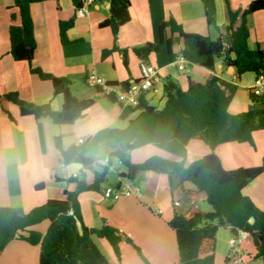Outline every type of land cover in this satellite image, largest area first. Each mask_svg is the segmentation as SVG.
Listing matches in <instances>:
<instances>
[{"label":"crops","instance_id":"0c3cea01","mask_svg":"<svg viewBox=\"0 0 264 264\" xmlns=\"http://www.w3.org/2000/svg\"><path fill=\"white\" fill-rule=\"evenodd\" d=\"M252 1L254 0H230V5L233 9H239ZM130 2L131 20L119 29L117 40L110 27H100L102 22L112 17L111 1L93 0L86 4L82 15L77 14L74 27L68 31V38L72 43L67 45L62 44L60 39L58 9L72 10V0L33 4L31 16L37 48L30 65L17 61L11 54L9 29L13 23L10 15L17 11L8 8L13 5L14 0H0V85L9 91L18 92L28 102L36 105L49 104L53 110H61L63 98L54 94L52 81L42 80L32 73V68H38L46 74L70 80V89L77 98L96 101L76 123L63 126L54 124L49 118L37 120L31 116L23 117L18 106L5 103L3 106L13 117L11 120L0 104V206L13 208L19 215H25L33 208L44 205L49 199H65V191L75 190V184L67 181L74 174L88 184L94 181L96 175L102 174L104 160L111 151L118 148L115 142L103 143L93 151L96 163L91 168L79 164L64 165L55 146V137L60 136L63 148L68 149L101 130L124 129L129 120L137 116L136 113L126 120L121 119L123 107L112 102L99 89L86 84L89 73L96 72L107 81L119 84L138 80L141 77L140 63L144 60L135 55L134 49L149 43L158 44L159 28L170 18L181 24L186 32L207 35L213 40L223 38L224 31L227 32L229 20L225 0H216L217 17L213 26L206 23L202 0ZM247 27L250 32L249 48L264 50V10L250 15ZM170 36V30L166 29L165 40ZM115 45V51L103 58V51L112 50ZM181 51V44L174 45L175 58L172 60L167 47L163 46L159 52L150 53L146 60L159 75L158 92L146 94L147 99L160 110L165 107L166 102V78H173L183 89H187L190 80L204 83L211 74L200 65L190 62L181 69L176 62ZM215 75L238 86L229 107L230 112L238 114L257 108L264 109V105L254 104L249 97V89H253L255 85V74L246 73L238 77L237 70L226 66L220 57L215 59ZM253 137V145L225 143L216 148L215 153L226 170L256 167L264 163V131L255 132ZM139 150L143 152L138 163L153 156L176 159L152 145L133 151L131 157ZM188 150L194 156L211 153L210 147L202 139H192ZM110 171L117 175L116 182L110 186H116L120 182L119 174L125 173L126 168L116 167V170ZM134 181L142 189L140 198L107 199L102 190L82 193L79 200L84 224L90 229L110 226L117 231L121 238L120 258L108 239L93 236L94 242L111 264H179L176 234L169 222L175 214L211 211V206L205 204L206 195L198 192L193 184H182L177 175L168 173L142 171ZM40 183H44L45 188L37 191L35 186ZM107 184H110L108 175L102 189ZM243 193L263 210L264 173L251 181ZM176 202L179 205H175ZM48 227L49 222L44 221L30 229L44 236ZM232 237L230 228L219 230L215 264H234L229 256V241ZM245 242L241 245L242 249ZM40 253V245L14 239L0 253V264H40ZM243 255L244 260L247 259L246 250Z\"/></svg>","mask_w":264,"mask_h":264},{"label":"trees","instance_id":"16d2710c","mask_svg":"<svg viewBox=\"0 0 264 264\" xmlns=\"http://www.w3.org/2000/svg\"><path fill=\"white\" fill-rule=\"evenodd\" d=\"M46 1L61 0H14L13 5L8 8L17 11L10 15L13 24L9 29L11 54L17 61L32 65L37 41L31 6ZM110 1L112 17L102 22L100 27H110L117 40L119 29L131 20V2ZM72 2V10L58 9L59 33L64 45L72 43L68 38V31L74 27L77 14L84 6V0ZM202 2L207 25H215L216 0ZM225 2L229 24L226 28L228 34L223 38L213 40L207 35L186 32L181 24L170 18L159 28L158 44L149 43L134 49L135 55L146 61L150 53L159 52L166 46L173 60V46L181 44V54L190 63L198 64L211 72L206 82L190 80L188 88L183 89L178 81L168 77L164 84L166 102L163 109L151 105L147 95H143L136 107L123 108L121 119L126 120L137 113L124 129L101 130L68 149L63 148L60 136L55 137V146L64 165L79 164L91 168L96 163L92 153L101 144L115 142L118 148L109 153V164L104 165L102 174L96 175L91 184L76 177L69 178L67 181L76 187L73 191H65V199H49L44 205L33 208L25 215H19L13 208L0 206V253L12 240L20 239L31 245H40V264H111L94 242L93 236L96 235L108 239L120 258L121 238L117 231L110 226L102 229L88 228L82 218L79 200L84 192L102 190L110 164L118 158L126 168L125 173L119 174L121 179L136 180L142 171L168 173L177 175L182 184H193L198 192L206 195L211 211L175 214L169 222L176 234L179 264H215V246L221 228H230L233 236L239 230L249 232L254 247V252L249 257L264 261V209H259L243 193L251 181L264 173V163L256 167L226 170L215 153L216 148L225 143L253 145L254 133L264 131V109L231 114L229 107L238 86L215 75V59L220 57L226 66L237 70L238 77L246 73L255 74V77L264 74V50L249 48L250 32L247 27V18L264 10V0H254L239 9H233L230 0ZM166 29L171 33L167 40L164 37ZM115 49L116 45L112 50H104L103 58L111 55ZM31 71L42 80L52 81L54 94L63 98L62 109L55 111L49 104L36 105L28 102L18 92L9 91L0 85V104L11 120L12 115L3 106L5 103L18 106L23 117L31 116L37 120L49 118L60 126L76 123L85 111L95 105L96 101L93 99L77 98L72 93L71 82L67 78L54 77L38 68H32ZM110 83L127 87L130 82ZM249 97L254 104L264 105V95H257L254 89H249ZM108 98L117 102L113 96ZM192 139H202L210 147L211 153L205 156L192 155L188 150ZM149 145L176 159L153 156L142 163H133L131 153ZM44 188V183L35 186L37 191ZM44 221L49 222L44 236L30 229Z\"/></svg>","mask_w":264,"mask_h":264},{"label":"built area","instance_id":"2783aa9c","mask_svg":"<svg viewBox=\"0 0 264 264\" xmlns=\"http://www.w3.org/2000/svg\"><path fill=\"white\" fill-rule=\"evenodd\" d=\"M92 1L93 0H84V6L82 10L78 12V14L82 15L86 4L89 2L91 3ZM176 62L179 64L181 69H184V65L189 61L184 57L183 54L180 53L176 59ZM140 72L141 77L136 81L130 82L127 87L111 84L106 79L98 76L96 72H91L87 75L86 84L91 88H97L101 90V92L107 97L113 96L123 108L136 107L143 95L149 94L151 92H158V71L150 66L148 62L141 61ZM253 89L255 90V93L257 95H264V74L256 77ZM104 163L105 165H108L109 159L106 158L104 160ZM116 167H123L122 161L118 158H115L113 163L110 164V169L116 170ZM73 177H78V175L74 174ZM102 191L105 198L112 200L131 197L140 198L142 195L141 187L137 183H135L134 180L128 178H120V182L118 185L106 186L102 189ZM175 205H179V203L176 202ZM249 239V232L244 230H239L238 234L230 239L229 256L232 258L234 264H245L241 245L244 241H247Z\"/></svg>","mask_w":264,"mask_h":264},{"label":"rangeland","instance_id":"374dc122","mask_svg":"<svg viewBox=\"0 0 264 264\" xmlns=\"http://www.w3.org/2000/svg\"><path fill=\"white\" fill-rule=\"evenodd\" d=\"M237 100H241V99H237ZM230 112V110H229ZM231 114H235L234 112H230ZM141 152H143V150H139V151H136V153H134L131 157V161L133 163H138L140 162L139 160L141 159ZM115 164V163H114ZM117 180V175L115 174V172L113 171H110L109 174H108V181L110 184H107L106 186H110V185H114V183L116 182ZM105 186V187H106ZM205 204H208L207 202ZM244 249V250H243ZM243 251L247 252V259H245V264H264V261L261 260V259H253V258H250L248 254H250V252L252 253V251H254V247H253V244L250 242V241H246L244 246H243ZM249 258V259H248ZM251 259V260H250Z\"/></svg>","mask_w":264,"mask_h":264},{"label":"water","instance_id":"95a60500","mask_svg":"<svg viewBox=\"0 0 264 264\" xmlns=\"http://www.w3.org/2000/svg\"><path fill=\"white\" fill-rule=\"evenodd\" d=\"M224 34L227 35V32L224 31ZM226 40L230 41L229 37H226Z\"/></svg>","mask_w":264,"mask_h":264}]
</instances>
